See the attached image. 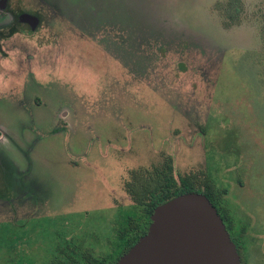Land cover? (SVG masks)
<instances>
[{"label":"rangeland","instance_id":"obj_1","mask_svg":"<svg viewBox=\"0 0 264 264\" xmlns=\"http://www.w3.org/2000/svg\"><path fill=\"white\" fill-rule=\"evenodd\" d=\"M162 169L264 264V0H0V264L115 259Z\"/></svg>","mask_w":264,"mask_h":264},{"label":"water","instance_id":"obj_2","mask_svg":"<svg viewBox=\"0 0 264 264\" xmlns=\"http://www.w3.org/2000/svg\"><path fill=\"white\" fill-rule=\"evenodd\" d=\"M20 17L38 24L31 14ZM115 264H242V258L209 197L188 192L158 205L147 232Z\"/></svg>","mask_w":264,"mask_h":264},{"label":"trees","instance_id":"obj_3","mask_svg":"<svg viewBox=\"0 0 264 264\" xmlns=\"http://www.w3.org/2000/svg\"><path fill=\"white\" fill-rule=\"evenodd\" d=\"M134 181L129 184V193L132 195L133 201L143 206V221L142 219L130 218L127 228L121 230L119 239L124 243L120 254L113 260L104 262L99 260L91 253H86L83 257L84 264H115L116 261L127 252L138 240L144 235L151 223V215L154 209L170 199L185 194L188 192H200L209 197L212 203L217 207L218 212L222 216L228 231L230 232L232 239L237 244L238 250L241 254L242 264L243 257L241 253V246L238 243V239L242 238L244 230L241 231L240 237L237 236L234 231L233 221L228 214L225 207L220 206L221 193L217 192L211 185H207L205 188L196 186L189 178H182L180 184L168 174V171L162 169L157 175L142 176L136 172L133 176ZM139 184L141 185L139 187ZM70 260V264H81L78 258H67Z\"/></svg>","mask_w":264,"mask_h":264}]
</instances>
